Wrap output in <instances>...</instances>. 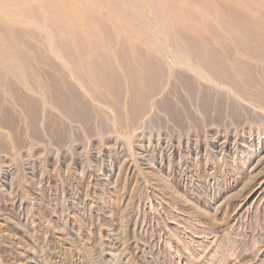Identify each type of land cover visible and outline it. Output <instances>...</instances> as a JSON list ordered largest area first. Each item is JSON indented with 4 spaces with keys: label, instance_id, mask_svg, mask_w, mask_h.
<instances>
[{
    "label": "rangeland",
    "instance_id": "1",
    "mask_svg": "<svg viewBox=\"0 0 264 264\" xmlns=\"http://www.w3.org/2000/svg\"><path fill=\"white\" fill-rule=\"evenodd\" d=\"M0 264H264V0H0Z\"/></svg>",
    "mask_w": 264,
    "mask_h": 264
},
{
    "label": "bare ground",
    "instance_id": "2",
    "mask_svg": "<svg viewBox=\"0 0 264 264\" xmlns=\"http://www.w3.org/2000/svg\"><path fill=\"white\" fill-rule=\"evenodd\" d=\"M147 69H150V71H151V73H152V75L150 74V77H146V78H151V81H150V79L149 80H147V82L149 83V88H148V93H149V95L151 94H154L156 91H159L160 90V86H161V80H163V77H161V76H159V74H162L163 75V70L161 69H156L155 67L154 68H147ZM146 69V70H147ZM143 70V69H142ZM165 70V69H164ZM144 71V70H143ZM149 71H147L146 73H148ZM153 73H154V75H153ZM149 74H146V76H148ZM106 76H107V74H106ZM105 76V77H106ZM152 76V77H151ZM100 77H102V76H100ZM104 76H103V78H105ZM52 81V80H51ZM106 81H107V79L105 78V81H104V83H106ZM102 82H103V79H102ZM52 83V85L54 84V82H51ZM103 83V84H104ZM50 88H51V86H50ZM52 89V88H51ZM50 89V90H51ZM49 90V91H50ZM187 91H189V93L191 94V96L193 97V99H195L196 101H198V103H199V107H200V109H201V111L204 113V114H209V112H210V110H211V107H210V109H208L207 107H206V103H207V97L204 95V94H201V95H199V94H197V91H193V89H189V90H187ZM197 96H199V97H197ZM59 103L57 102V105H58ZM64 104H66V103H64ZM59 105H61V103L59 104ZM62 105H63V103H62ZM206 108H207V110H206ZM163 111L165 112V114H167V115H169L170 117H171V115H170V113H169V111L166 109V108H164L163 109ZM216 111V110H215ZM220 111V110H219ZM217 112V111H216ZM218 115H219V117H221L220 115H221V112L220 113H218ZM87 119V118H86ZM82 123H85L84 121L82 122ZM255 156L254 155H249L247 158H249V159H252V158H254ZM244 240V239H243ZM246 241V240H245ZM226 242V241H225ZM241 242V241H240ZM243 242V241H242ZM240 245V244H239ZM246 245V244H245ZM227 247V246H226ZM230 247V246H229ZM241 247V246H240ZM227 249H229V248H227ZM244 251V250H243ZM247 252V251H246Z\"/></svg>",
    "mask_w": 264,
    "mask_h": 264
}]
</instances>
